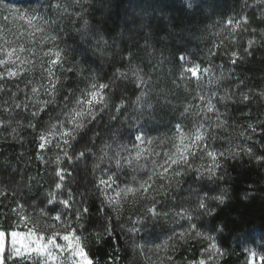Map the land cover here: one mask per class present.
<instances>
[{
    "label": "snow or ice",
    "instance_id": "1",
    "mask_svg": "<svg viewBox=\"0 0 264 264\" xmlns=\"http://www.w3.org/2000/svg\"><path fill=\"white\" fill-rule=\"evenodd\" d=\"M93 0H72L71 4H62L59 0H55L50 3L48 7L41 12L39 9H32L29 11H22L19 8H11L7 4H4L0 0V13L9 12L13 20H19L30 28H34L37 32H55V25L58 20L62 21L65 17L75 16L77 19H83L82 26L77 29L81 34V39L87 42L88 37H98L95 40L96 48H100L101 42L105 47L108 46L107 40L104 38L100 29L95 32L91 31L89 20L84 18L92 8ZM143 3L144 7H158L156 0H127L125 6V13L129 10L134 11L136 8L141 7ZM187 7L192 9L194 6L199 7L197 0H185ZM86 5V6H85ZM111 6L110 3L108 5ZM245 6L248 7L247 3ZM256 7L264 6V0H255ZM70 8L72 11H70ZM75 8H79V11H75ZM51 10V14L49 13ZM55 16L56 19H53ZM7 19V17H6ZM260 20L264 23V15H261ZM76 21H73L75 25ZM127 26L134 23L132 20L122 21ZM219 23V22H218ZM243 23L245 31H248V24L250 21L247 17L243 18V21L235 17H229L226 21L220 24L221 30L232 27L233 31L236 27ZM149 23L141 24V29L150 28ZM63 29L61 28V31ZM257 28H251L252 39L247 41L249 47H245L243 52L247 56H252L253 52L250 51V47L255 43L260 47H264V28L259 29V37L256 38ZM183 29H181V33ZM151 33H147L144 36L146 41L145 48L148 47L147 41ZM216 35H220L217 32ZM231 39H235L231 33H229ZM60 36L53 34L47 38L45 42H51L56 51L53 53L56 59L49 62V66L46 71L49 74V83L45 86V93L49 99L39 101L35 105L31 112L30 117L27 118V123L24 125L27 129H30L32 133H36L39 130V135L35 137L37 139V148L43 150L48 147L49 151L52 150V145L59 152L56 154L55 160H45V156L37 153V160L42 164L55 163V176H51V170L49 169L46 175H49L48 181H43L40 173L37 176L29 177L27 183L17 185L16 188L9 189L2 185L0 181V196L7 198L8 192L11 191L13 198L26 194L24 188L28 191L31 190L32 182L35 183L43 190L45 206L42 208L35 219L27 212L23 201L16 200L17 206L12 209V212L17 215L18 223H24L25 225L31 224L26 231L6 230L0 228V264H99L98 261H93L90 258V252L88 249L87 238L83 235V232L87 231L85 222L88 219L90 213L89 201L87 196L89 193L81 191L76 192L68 181H71L74 185L76 183L74 173L76 171V162L80 160H86L88 154L92 153V148L85 145L82 150H75V143H78L80 139L87 136L89 125L99 123L102 119V114L107 113L110 122L118 121L119 127L113 132V136H121L122 139L127 141V144H120L117 142L115 165L117 169H123L125 165L130 167L133 171L131 182L137 184L138 187L125 186L116 192L117 196L121 193L134 192L139 193L148 201L145 207L141 209V213L137 215L135 220H131V227L127 228V231L135 237L136 233L144 231L145 224L151 220L153 222H159L160 220L168 221L178 226L179 231L176 228L171 229L172 234L168 236L165 245H168L175 250V244H168L169 241L187 242L188 240H196L201 243L202 252L207 257L208 264H221L223 256L228 255V252H222L221 248L226 247L223 242V234L228 227L225 223H213L221 206L226 205V201L232 199L229 195V189L227 187H221L219 192L215 195H209L205 190V185L212 184L218 185L223 183L228 178V161L243 160L244 157H248L249 160L254 159L259 165L264 166V120H260L258 124L249 123L246 126H241V130L238 133V138L235 140L227 139L228 147L222 150H217L212 145L208 144L201 130L206 129L204 120L208 117H204L202 120H197L195 126L194 139L190 138V142L185 145L183 143L185 133L182 130V125L177 124L176 129L181 137V145L177 146L174 153L166 151L164 153L163 162L158 160H152V166L148 169L146 178L138 177L135 173L141 172L148 168L147 163L142 162L141 157L145 151L142 147L145 144L151 145L153 139L149 136V132L152 130L149 127L151 118H145L144 105L148 97V92L144 90L146 81L144 79V72L140 66V63L133 64V60L139 57V53H133L129 50L127 57L128 66L124 71L119 68L116 69L113 77L109 83L98 82L93 72L91 78L83 77L84 69L80 68L76 71L73 67H68L66 72L76 71V76L83 77L85 80V87L80 89H68L67 94L63 96V103H60L57 97L60 95V91L57 88L58 81L55 80L52 74V68L62 60L65 61L63 53L64 49L59 48L58 41ZM217 49L219 45L214 44ZM23 51V49H21ZM51 52H45L44 55L48 56ZM102 54V50H101ZM217 52L209 50V56H215ZM9 58L13 53H8ZM225 56L230 57V63L235 65L239 60H243L245 57L238 55L236 51L225 52ZM177 61H183L185 64L191 63L185 54H181ZM142 62V61H141ZM6 61L0 59V65H6ZM24 63V61H21ZM63 67V65H61ZM201 70V65L198 63H191L190 67H186L181 72V78L187 73H190L192 77H197L198 72ZM204 72L208 71V68L203 69ZM12 78L18 75L16 71L8 69L7 72H0V80L5 78ZM65 80L68 77L65 75ZM119 79L134 83L135 87L131 90L136 95L135 100L126 99L121 96L119 103H116L113 99V94L110 89L112 84ZM243 81H240L236 85L239 89ZM3 86L0 85V88ZM32 93L37 92L36 87L31 88ZM79 92V95H76ZM216 96V93L212 94ZM259 95L264 98V90ZM15 96V93H13ZM75 97L73 106L69 108L70 98ZM200 100H204V96L201 94ZM253 99L251 90L249 92H240L239 100L235 99V93L225 91L224 95L219 96V103L223 104L227 109L229 101L232 103H244L245 105ZM17 109L23 108L28 110L29 105L27 103H17L15 105ZM149 109L152 105L147 104ZM56 110V115L53 117L52 112L49 109ZM113 109L115 111L113 112ZM189 108H185V112H188ZM207 112L216 115L217 120L215 125L209 124L208 126L221 127L220 117L224 115L219 111L216 104L212 100L207 101ZM139 113V114H138ZM43 114V115H42ZM44 115H47L48 119L46 124H51V129L48 130V134H53L52 129H55L59 133V138L52 141L47 139V134L41 129V121L44 119ZM196 117L200 116V113H195ZM123 117V119H121ZM55 119V123H51ZM4 122L0 121V125ZM127 125V127H125ZM7 127V126H5ZM257 127L261 129L262 141L260 144L261 151H257L254 143V133L257 131ZM13 133H16V129H12ZM99 133L94 134L91 138L94 143ZM6 139V137H5ZM23 137H21V140ZM211 139L217 140L221 137H217L212 134ZM253 141V143H248ZM129 145L131 147H129ZM201 145H204L201 147ZM107 147H111L108 145ZM199 150V158L204 160L205 154L211 159V163H201L196 166L191 158L197 156ZM124 153H127L125 155ZM61 154L63 156V163L70 165L71 169L67 166H61ZM149 155L159 157V152H151ZM147 160V156L144 157ZM135 161V164L133 163ZM100 165H95L94 171L98 170ZM58 178V179H57ZM191 179L192 183L188 185L187 189L184 185L187 180ZM119 180V175L112 172L111 160L109 161V167L105 168L93 186L92 192L97 194V198L104 197L100 200L101 207L100 212L105 211V204L111 206L113 203V197L108 195L112 185H116ZM24 181L23 174H21V182ZM47 184V188L44 184ZM117 187H119L117 185ZM255 187L250 184L247 189L242 190V198L244 200L255 199ZM182 192H187V195L181 197V207L177 209L174 207L177 201V196ZM147 194V195H145ZM159 197V198H158ZM173 206H169V202ZM215 205V206H213ZM35 208L36 205H33ZM167 208V210H164ZM115 210V209H114ZM119 218V216L117 217ZM41 221H44L41 228ZM236 218H233V223H237ZM125 228L124 224H121V229ZM115 229L111 225V218L102 230L95 232L96 242L101 243L104 241L105 236L113 237ZM215 233L216 235H213ZM118 239V238H116ZM218 240L220 244L218 245ZM158 249L162 245L156 246ZM257 252L250 250L248 252V259L245 264H252L256 259ZM170 264H172L171 256L168 257ZM260 264H264V253L259 255ZM192 264H205V260L201 259L198 262L193 260Z\"/></svg>",
    "mask_w": 264,
    "mask_h": 264
},
{
    "label": "trees",
    "instance_id": "2",
    "mask_svg": "<svg viewBox=\"0 0 264 264\" xmlns=\"http://www.w3.org/2000/svg\"><path fill=\"white\" fill-rule=\"evenodd\" d=\"M205 1V7H211L213 11L212 16L217 14L226 16L227 13L238 11L237 5H239L241 0ZM250 1L252 0H249L248 9L245 8L244 12H247L249 16V27L254 26L257 28V25L262 22L257 16L258 11L250 8ZM109 3L110 7L108 6ZM126 3L127 0H93L91 10L84 17L89 20L91 31L95 32L100 29V32L108 42L107 47L101 42L100 48H96L95 40L98 37L91 35L88 37L87 42L83 41V46H80L79 40L82 39L77 29L82 26L83 19H77L76 29L71 28V26L68 27L66 23V27L62 28L63 33L58 34L60 36V48L65 50L63 55L66 63L64 61V64L68 65V67H73L76 71L83 68V77L91 78L93 72H95L98 82L109 83L117 68L124 71L128 66V61L124 57H127L129 50L133 53H139V57L134 59L132 63H140L143 72L146 73L150 70L149 66L153 57L162 55L161 57L167 56L175 59L180 52V45L190 46V41L205 37L202 32L204 28L199 23L204 22L207 16L203 15L199 9L196 13H187L177 0H163L161 4H159V0H156L158 7L145 8L143 3H141L140 8H136L134 11L129 10L128 13H125ZM79 10L77 8V11ZM153 12H156L157 15H154ZM150 13L154 16L151 15L147 19ZM126 20H132L134 23L125 26L122 21ZM143 23H149L151 27L141 29V24ZM181 29H183L182 33ZM147 33H151V35L147 41L148 47L145 48L146 41L144 36ZM252 48L253 55L249 57L246 54H242L245 57L244 61H237L232 66V69L240 81L249 84L250 88L257 89L264 86V48L257 44ZM174 65H177L175 61ZM76 71L58 74L57 88L60 91V95L57 99L60 103H63V96L67 94L68 89H77V87L83 89L85 87L84 78H78ZM65 75L68 77L66 80L64 78ZM134 87V83L117 79L112 84L110 91L115 102L119 103L121 96L129 100L135 99L139 92L137 91L133 94L131 90ZM12 95H9L7 99L10 100ZM76 95H79V92H76ZM74 99L75 97L70 98L69 108L72 107ZM17 100L20 103V99ZM262 101L261 98H258L249 104V110L255 123L264 120V103ZM1 106L2 104H0V121L7 122V127H5V124L0 125V181H2V185L10 190L16 188L18 184L23 186V184L27 183L29 177L37 176L38 172L43 181H48L50 177L45 173L49 169L51 170V176L54 177L56 164L49 163L45 165L36 158L38 152L45 156V160L51 159L54 161L56 156L50 158L49 149L39 150L37 148L38 141L35 137L39 135V130L36 133H32L30 129L24 126L30 115L22 113V109H17L15 105L10 109L4 105L3 107ZM49 111L55 117L56 110L50 108ZM114 111L115 109H113ZM227 112L230 116L236 114V110L232 105L227 108ZM47 119V115H44V119L40 122L43 131L47 125L45 123ZM54 121L55 119L51 123ZM88 127L91 130L87 136L75 143V150L78 152L87 145L92 148L94 155L88 154L86 160L77 161L74 173L76 183L73 185L71 181H68L76 192L84 191L89 193L87 199L90 213L85 222L87 231L83 232V235L87 238V250L90 252V258L93 261H98L99 264H134L132 251L125 238L126 228L121 229V224H124L125 220L123 210L121 208L116 209L112 205L108 206L106 203L105 211L100 212V200L104 197L98 199L97 194L92 192L93 186L97 182V170L94 171V168L95 165L99 164L95 157L99 154V149L104 143H113L116 140L115 138H120V136H113V132L119 127V122H110L109 116L104 113L99 123L94 122ZM13 128L16 129V133H13ZM257 131L258 145L256 150L259 152L261 151L260 144L262 141L261 129L257 127ZM96 133H99V136L93 143L91 138ZM21 137H23L22 140ZM61 160V166H67L71 169L70 165L63 163L62 154ZM227 171L228 178L222 185L229 189V195L232 199L226 201L225 206H221L213 223L223 222L228 226L222 237L226 247H222V249L229 254L225 256L221 264H237L239 259L236 253L233 252L232 247L239 237L253 230L264 233V166L259 165L254 159L249 160L248 157H244L243 160L239 161L229 160ZM21 174L24 177L23 182H21ZM250 184H253L256 189L255 199L244 200L242 198V190L247 189ZM44 187L47 188L46 183ZM24 192L26 194H22L15 199L11 191L8 192L7 198L0 196V228L9 231L16 229L14 222L17 220V215L12 212V209L17 206V199L24 202L28 211L34 208L33 205H36V208L39 207V211L44 208L43 190L35 181L32 182L31 190L28 191L27 188H24ZM118 216L119 218H117ZM109 217L111 218V225L115 229L113 237L105 236L103 242L97 243L95 232L102 230L103 226L107 224ZM233 218H236L238 222L233 223ZM213 234L216 235L215 233ZM219 244L220 240H218ZM189 248V250H180L179 258L182 261L187 256L192 255L193 258L198 253L194 244H190Z\"/></svg>",
    "mask_w": 264,
    "mask_h": 264
},
{
    "label": "rangeland",
    "instance_id": "3",
    "mask_svg": "<svg viewBox=\"0 0 264 264\" xmlns=\"http://www.w3.org/2000/svg\"><path fill=\"white\" fill-rule=\"evenodd\" d=\"M2 2L11 8H19L22 11L39 9L43 12L48 7L50 0H2ZM52 2H55V0H52ZM59 2L63 6L65 2L71 4L72 0H59ZM162 2L163 0H159V4ZM177 2L180 3V6L183 7L187 13H196L199 9L203 15L207 16V21L205 20L199 23L204 28L202 32L205 34V37L190 41V46L180 45V52L175 59H173V57L168 58L167 56L161 57L162 55L153 57L150 62L149 72L144 73V79L146 81L144 90L148 92V97L144 105V112L146 114V119L149 117L151 118L149 127L152 130L149 132V136L153 139V143L151 145L145 144L142 146L145 151L141 160L147 163L148 168L135 173L138 177L146 178L148 169L152 166V160L155 159L162 163L166 151L174 153L177 146L181 145V137L176 129L177 124L182 125V130L185 133L183 143L187 145L190 142V138L194 139L196 131L194 126L195 122L204 119V117H208L207 120H204L206 129H202L201 133L205 136L208 144L212 145V147L217 150H222L229 146L227 139L235 140L238 138L241 126H246L249 123L258 124L255 123L252 113H250L249 104L253 103L258 98H261L264 103V98L259 95V93L264 90V86L253 89L250 88L249 84L243 83L239 89L236 88V85L240 83V79L234 74L232 69L233 65L230 63V57L224 55L225 52L231 51H236L238 55L245 54L243 49L249 47L247 41L253 38L251 28L254 26L249 27V23L248 31H245L243 23L236 27L234 31L230 26L223 30L220 28V24L229 17H235L241 21H243L244 17H247L249 20L248 13L244 12L245 8L248 9L245 3L248 5L249 0L239 1V5H237L238 11L227 13L226 16L218 14L212 16L213 11L211 7H205V0H197L199 7L197 8L194 6L192 9L187 7L185 0H177ZM254 5L255 0L250 1V8L258 11L257 16L260 19L261 15H264V6L256 7ZM70 11H72L71 8ZM75 11H77V8H75ZM49 13L51 14V10H49ZM153 13L157 15L156 12ZM151 15L153 14L150 13L147 19L150 18ZM52 18L56 19L55 16H52ZM74 20L77 21L75 16L65 17L62 21L58 20L55 25V32L45 30V32L41 33L35 31L34 28L28 27L26 23H22L19 20L14 21L12 15L7 11L0 13V59L7 62L6 65H0V72L6 73L8 69H11L18 73L17 76L12 78H8L5 75V78L0 80V85L3 86L0 88L1 107L4 105L6 108L10 109L12 106L19 103L17 99H20L21 104L27 103L29 105L28 110L21 108L22 113L24 112L30 115L32 108L37 105L39 101L50 98L45 93V86L49 83V74L46 69L49 66V62L56 59L53 53L57 49L50 41H45L53 34L63 33L61 28L66 27V23L68 27L71 26V28L76 29L77 23L74 25ZM261 28H264V23L257 25V39H260L258 33ZM217 32H220V35H216ZM229 33L235 37L234 40L231 39ZM79 41L80 46H83L84 40ZM214 44L219 45V48L217 49L214 47ZM58 45L60 48V40L58 41ZM254 45L255 43L250 47V51L253 49L252 47ZM21 49H23V51H21ZM50 49V54L45 56L44 53L49 52ZM209 50L217 52V54L215 56H209ZM10 52L13 53L11 58H9L8 55ZM182 53L188 57L191 63H198L201 65V70L198 72L197 77H192L190 73H187L181 78L182 70L191 66V63L185 64L183 61H177V58ZM173 60L177 65H174ZM21 61H24V63H21ZM238 61L243 62L244 59H238ZM61 65H63V67H61ZM67 68L68 65L64 64V60L52 68V74L56 81L59 73H67ZM204 68H208V71L204 72ZM32 87L37 88L36 93L31 92ZM226 90L234 92L235 99L237 100H239L240 92H249V90H251L253 99L246 105L244 103H232L229 101L227 108L232 105L236 110V114L230 116L225 106L219 103V96L224 95ZM13 93H15V96L12 95L10 100H8L7 97L9 98V95ZM213 93H216V96H213ZM201 94L204 96V100L199 99ZM208 100H212L217 108H219V111L224 113V115L220 117L221 127L208 126L209 124L215 125L217 120L215 114L207 112ZM149 103L152 105L151 109L147 107ZM186 107L189 108L188 112H185ZM197 112L200 113L199 117L195 116ZM53 123H55V121ZM4 124L6 126L7 122ZM125 127H127V125H125ZM49 129H51V124H47L44 131L47 134V139L54 144L55 140L59 138V133L55 129H52L54 135L48 134ZM257 132L258 131L253 134L256 148L258 145L256 137ZM212 134L221 137V139L213 141L211 139ZM115 139L113 143H104L99 149V154L95 157L100 165L96 173V179L98 181L101 172L109 167V161L111 160V170L119 175V180L116 185H112L108 195L113 197L112 206H115L116 209L121 208L125 214V238L133 254V263L170 264L168 259L170 255L172 264H192L193 260L198 262L201 259H204L205 264H208L207 257L202 252L201 243L196 240H188L187 242L169 241L168 244H175L174 251L171 247L165 245L164 242L167 241L168 236L172 234L171 229L176 228L177 231H179L178 226L170 222L171 218H169L168 221L160 220L159 222L149 220L144 226V231L136 233L135 237L127 231V228L131 227V220L137 218V215L141 213V209L145 207L148 201L139 193L134 192L121 193L120 196L116 195V192L126 185L134 188L138 187V185L131 182L134 173L130 167L125 165L123 169H117L115 165V159L117 158L116 152L119 151L117 142L126 145L127 141L122 139L121 136ZM248 143L251 144L253 141H249ZM108 145H111V147H107ZM203 146L204 145H201V147ZM49 147H52V150L49 151V157L52 158L56 156L59 150L55 149L52 145ZM129 147L131 146L129 145ZM45 149H48V147ZM193 150L197 151V156L191 158L196 166H199L201 163H211V159L208 158L206 154L204 160L201 161L199 158V150L195 148ZM151 152H159L160 156L156 157L149 155ZM124 154L127 155V153ZM145 156H147L146 161L144 160ZM133 163L135 164V161H133ZM191 183V179H188L184 188L187 189L188 185ZM117 185L119 187H117ZM221 187H223V185L219 182L218 185L207 184L205 185V190L208 191L209 195H215L219 192ZM185 195H187V192H182L177 196L174 207L179 209L182 206L181 197ZM169 206H173L171 201L169 202ZM38 208L35 207L30 211L26 208V210L29 215L35 219L40 212ZM164 210H167V208ZM43 223L44 221H41V228ZM14 224L15 230L17 231H26L28 227L32 226L31 224L25 225L22 222L18 223L17 220ZM190 244L196 246L198 253L193 258L192 255L188 254V258L186 257L185 260L182 261L179 258L180 250H189ZM157 245H162V247L158 249L156 247ZM232 249L239 259L237 264H245L250 250H255L257 252V257L252 264H260L259 255L264 253V233L253 230L242 237L240 236ZM221 251L225 252L222 248ZM225 256H223L222 260Z\"/></svg>",
    "mask_w": 264,
    "mask_h": 264
}]
</instances>
